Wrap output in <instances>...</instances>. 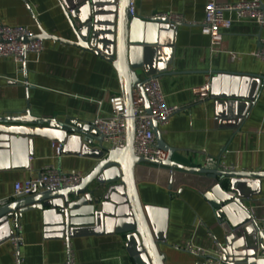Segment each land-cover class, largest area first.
Wrapping results in <instances>:
<instances>
[{"label": "crops", "instance_id": "1", "mask_svg": "<svg viewBox=\"0 0 264 264\" xmlns=\"http://www.w3.org/2000/svg\"><path fill=\"white\" fill-rule=\"evenodd\" d=\"M205 4L206 0H135L134 16L178 14L189 22L175 29L173 47L146 51L137 73L142 80L162 74L159 79L167 104L180 108L159 127L164 142L175 149L174 161L218 168L206 165L207 158L213 157L227 169L264 171V80L254 101L231 94L222 97L232 92V84L226 91L221 89L220 97L210 94L205 101H197L194 94V88L211 82L212 72L264 76V60L253 55L264 42V27L251 20L234 19L224 31L222 51L214 54L211 40L200 26ZM0 24L28 27L33 34L43 29L50 35L76 40L58 0H0ZM44 46L39 56L27 54V80L23 63L0 58V116L30 108L38 117L91 125L97 114L108 115L110 97L122 94L113 63L55 40H44ZM231 53L240 58L232 60ZM246 85L244 93L252 96L254 83ZM34 140L29 169L0 168V202L17 199L14 184L44 166L53 165L64 173L76 170L85 176L97 163L93 154L77 153L76 143L58 157L54 142ZM98 143L95 140L90 147L96 149ZM135 178L143 206L151 208L149 220L165 264H204V257L186 249L188 244L210 256L215 254L216 244L224 247L222 223L204 197L211 179L149 163L137 165ZM261 182L260 194L254 195L248 206L255 207L253 216L263 224L264 179ZM18 227L23 243L16 249L11 239ZM9 231L11 236L0 243V264H18L16 250L21 264H145L137 255L136 242L124 234H88L67 241L46 226L44 213L38 209L21 213L11 221Z\"/></svg>", "mask_w": 264, "mask_h": 264}, {"label": "water", "instance_id": "2", "mask_svg": "<svg viewBox=\"0 0 264 264\" xmlns=\"http://www.w3.org/2000/svg\"><path fill=\"white\" fill-rule=\"evenodd\" d=\"M58 1L76 40L50 35L41 29L39 34L26 41H59L113 63L125 100L128 144L122 149L106 148L92 124L38 117L30 108L0 116V168L29 169L30 159L34 158L35 138L62 144V153H67L70 144L76 143L77 153H91L97 159L94 168L76 186L36 189L30 196L3 201L0 206V243L11 236L12 220H17L27 209H38L44 213L46 226L60 238L70 241L88 234H124L128 240L136 242L137 255L145 264H165L149 220L151 208L143 206L136 186L137 165L149 163L211 179L204 197L216 210L226 234L225 264H264V230L248 206L254 201L253 196L260 194L264 171L203 168L177 163L172 159L175 149L164 142L160 126L155 121L152 129L159 148L168 153L167 159L160 162L135 154V91L142 94L150 112L142 86L144 80L137 70L142 68V56L146 51L174 46L175 29L171 28L169 18L159 14L150 18L132 16L131 0ZM26 57L24 54L27 80ZM210 74L213 75L210 82L213 98L220 97L221 89L226 91L232 84V92H225L222 97L231 94L233 98L254 101L264 80V76L252 74L223 71ZM249 82H253L256 88L252 96L244 93ZM95 140L99 147L92 149L90 146Z\"/></svg>", "mask_w": 264, "mask_h": 264}, {"label": "built area", "instance_id": "3", "mask_svg": "<svg viewBox=\"0 0 264 264\" xmlns=\"http://www.w3.org/2000/svg\"><path fill=\"white\" fill-rule=\"evenodd\" d=\"M132 16L135 15V0H131ZM234 14L235 17H232ZM172 29H176L181 23H189L183 16L178 14L166 15ZM236 20H251L264 27V6L261 0H241L239 2H221L220 0H206L205 17L200 24L203 34L210 38V50L217 54L222 51L224 41V31L229 29ZM33 34L28 27L9 26L0 24V58H11L18 64L23 63L24 54H36L39 56L45 46L42 40H27ZM259 59L264 60V42L260 48L253 53ZM232 60L239 59L240 56L231 53ZM143 90L147 96L150 106V112L145 106V99L141 93L135 91L134 94V117L136 122L134 151L138 157L149 158L157 161H165L168 153L157 144L155 133L152 129V122H157L158 126L165 125L170 118L176 114L180 108L178 106H169L166 102L165 95L162 91L161 82L157 75H148L143 81ZM211 83L208 82L203 86L194 88V94L197 101H205L210 96ZM110 113L108 115L97 114L92 125L103 139V145L109 149H122L127 143L126 127V107L122 94H113L109 99ZM53 148L56 156H61L63 145L54 141ZM207 167L217 166L218 168L227 169L222 166L219 160L208 157ZM84 175L80 171L73 170L64 173L53 165L44 166L39 172L29 178L17 181L14 184V196H30L36 189L45 188L55 189L60 187L76 186L81 183ZM3 202H0V206ZM254 214L255 207L250 208ZM264 230V223L262 224ZM16 249L23 243V236L18 227V233L11 239ZM216 252L210 256L202 248L194 247L188 244V250L204 257V264H225L223 256V246L216 244ZM15 262L20 263L18 251L15 252Z\"/></svg>", "mask_w": 264, "mask_h": 264}]
</instances>
